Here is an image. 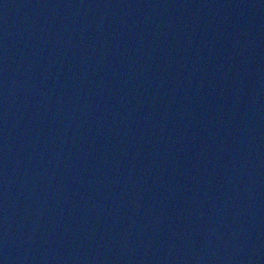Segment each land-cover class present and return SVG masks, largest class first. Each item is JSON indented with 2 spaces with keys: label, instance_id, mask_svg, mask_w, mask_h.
Segmentation results:
<instances>
[{
  "label": "water",
  "instance_id": "water-1",
  "mask_svg": "<svg viewBox=\"0 0 264 264\" xmlns=\"http://www.w3.org/2000/svg\"><path fill=\"white\" fill-rule=\"evenodd\" d=\"M0 264H264V0H0Z\"/></svg>",
  "mask_w": 264,
  "mask_h": 264
}]
</instances>
